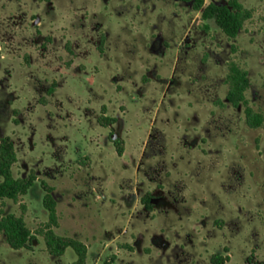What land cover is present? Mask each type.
Masks as SVG:
<instances>
[{
  "label": "rangeland",
  "instance_id": "1",
  "mask_svg": "<svg viewBox=\"0 0 264 264\" xmlns=\"http://www.w3.org/2000/svg\"><path fill=\"white\" fill-rule=\"evenodd\" d=\"M239 1L253 16L229 38L180 0H0V137L15 176H37L32 239L16 250L0 231V264L77 259L46 250L41 181L85 264H264V122L227 101L234 61L264 117V0ZM9 213L20 204L0 202Z\"/></svg>",
  "mask_w": 264,
  "mask_h": 264
},
{
  "label": "trees",
  "instance_id": "2",
  "mask_svg": "<svg viewBox=\"0 0 264 264\" xmlns=\"http://www.w3.org/2000/svg\"><path fill=\"white\" fill-rule=\"evenodd\" d=\"M189 2L195 11L202 12L204 20H214L216 25L229 37L236 38L238 33L244 28L246 22L252 18V10L246 8L239 0H228L226 4L206 3V0H180ZM228 94L227 101L234 107L244 106L245 119L248 127L259 128L264 122L261 113L256 112L248 103L246 91L249 88L250 80L248 71L236 62L229 64L227 76ZM103 119H106L103 122ZM103 126L115 123V118H99ZM117 146L118 155L124 152L123 140L113 139ZM18 161L15 144L10 136L0 137V175L3 180L0 182V202L10 199L19 203L21 213H9L0 219V231L6 236V241L12 249H23L32 239V230L26 222L28 207L23 202L25 196L33 184L37 181V176L33 171L26 177L16 178L13 174V166ZM44 190L43 206L48 213V220L39 230L44 239L46 250L50 255L61 256L67 248H72L77 259L73 264H85L88 257V246L82 240L60 235L55 229L59 227V215L57 201L53 196L54 187L41 181ZM145 209L152 211V196L147 193L141 199ZM35 238V237H34ZM228 257L222 254H214L211 258L212 264H226Z\"/></svg>",
  "mask_w": 264,
  "mask_h": 264
},
{
  "label": "crops",
  "instance_id": "3",
  "mask_svg": "<svg viewBox=\"0 0 264 264\" xmlns=\"http://www.w3.org/2000/svg\"><path fill=\"white\" fill-rule=\"evenodd\" d=\"M14 142V141H13ZM15 144V143H14ZM15 147H16V145H15ZM123 155V154H122ZM17 163V162H16ZM12 170H13V174H14V176H15V164H14V166H13V168H12ZM16 177V176H15ZM21 177H26V176H21ZM16 178H18V177H16ZM3 180V178H2V176H0V182ZM54 190H55V188H54ZM54 192V191H53ZM45 193V192H44ZM43 197H44V194H43ZM24 201H26V203H27V207H28V213L29 214H31L32 213V203H31V198L29 197V191H28V193L24 196ZM7 200V199H6ZM23 201V202H24ZM87 244V243H86ZM87 246H88V244H87ZM89 250H90V248H89V246H88V252H89Z\"/></svg>",
  "mask_w": 264,
  "mask_h": 264
}]
</instances>
